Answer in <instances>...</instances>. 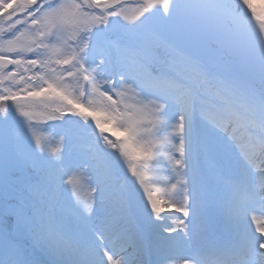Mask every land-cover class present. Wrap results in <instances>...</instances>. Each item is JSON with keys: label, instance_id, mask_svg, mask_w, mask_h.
I'll return each instance as SVG.
<instances>
[{"label": "snow or ice", "instance_id": "1", "mask_svg": "<svg viewBox=\"0 0 264 264\" xmlns=\"http://www.w3.org/2000/svg\"><path fill=\"white\" fill-rule=\"evenodd\" d=\"M0 264H264L252 0H0Z\"/></svg>", "mask_w": 264, "mask_h": 264}, {"label": "rangeland", "instance_id": "2", "mask_svg": "<svg viewBox=\"0 0 264 264\" xmlns=\"http://www.w3.org/2000/svg\"><path fill=\"white\" fill-rule=\"evenodd\" d=\"M140 4H142V3H140ZM140 4H139V5H140ZM139 5H138V6H139ZM129 9H131V10H130V12H131V11H134V10H135V7H129ZM54 147H55V145H54Z\"/></svg>", "mask_w": 264, "mask_h": 264}]
</instances>
